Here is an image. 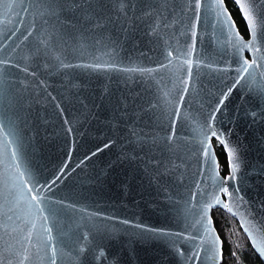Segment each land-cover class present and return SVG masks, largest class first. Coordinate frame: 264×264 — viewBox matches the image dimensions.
I'll list each match as a JSON object with an SVG mask.
<instances>
[{"label": "snow or ice", "instance_id": "1", "mask_svg": "<svg viewBox=\"0 0 264 264\" xmlns=\"http://www.w3.org/2000/svg\"><path fill=\"white\" fill-rule=\"evenodd\" d=\"M233 4L247 23L248 39L238 31L226 0H30L26 6L23 0L19 3L0 0V20H6L15 9L25 13L24 17L17 14L18 20L26 19L29 13L32 17L29 27L23 30V44L9 43L17 35L15 32L0 43V95L9 98L16 109L22 108L20 101L23 92L30 87L29 77L37 78L38 71L34 69L40 66L35 61L41 56L54 60L64 69L123 73L126 86L128 79L135 83V77L139 75L145 90L152 93L147 108L130 111L128 97L122 96L117 99L113 111L118 112L120 118L132 115L139 118V113H152L150 123L159 131L151 136L137 131L131 135L136 136L143 153L145 171L152 170L150 179L164 191L165 199L172 206L170 211L178 222H183L184 228L173 232L142 224L136 227L142 230L141 235L149 232L165 239L186 240L192 245L189 261L195 258L199 262L203 258L207 264H221L224 258L223 241L210 215V210L220 205L234 215L239 212L241 225H247L245 232L259 255L264 257V224L257 225L247 218L255 214L239 186V146L230 141V132L226 134L217 127L218 113L235 89L251 93L264 105V0H233ZM189 14L195 17L191 24L193 42L181 44L178 39L181 34L176 33L174 43L173 36L166 33L184 26ZM202 17L210 20L213 43L221 56L227 57V60L220 59L207 65L223 76L220 82L222 95H218L214 108L211 100L200 103L202 109L207 105L206 114L204 111L185 113L189 122L188 134L178 136L181 114L184 113L182 104L193 87V71L205 64L204 59L196 58L195 47L196 28ZM145 20L149 21L146 35L160 41L159 59L153 61L151 67H141L139 63L128 67L120 56L118 32H127L128 28ZM114 31L116 36H113ZM245 52L251 54V59ZM169 82L172 88H169ZM44 83L40 80L37 89ZM86 86V81L74 85L78 91ZM173 89L178 93L180 103H176ZM139 95L137 93L136 97ZM131 103H135V98ZM56 108L64 112L60 103ZM261 113H264V107L259 113L253 112V118ZM64 123L69 124V121L65 119ZM19 124L18 114L0 116V264H86L88 254H95L100 248L95 244V238L103 239L111 234L109 222L115 217L101 211L89 212L87 207L71 203L67 197L57 198L53 189L59 191L57 181L67 175L66 168L60 167L52 179L43 175L44 169L34 162L33 154L29 152L26 130L22 131ZM67 133H73L70 126ZM213 139L226 155V175H221ZM112 143L109 140L103 147ZM101 150L96 148L95 152H89L84 160ZM71 153L69 149V155ZM184 156L197 159L202 178L194 189L173 192L174 173L181 167L174 161H183ZM221 194L228 199L222 200ZM261 207L264 208V202ZM103 252L100 248L95 258H103ZM176 252L180 256L185 254L179 247ZM230 255L236 257L237 253L233 250Z\"/></svg>", "mask_w": 264, "mask_h": 264}, {"label": "water", "instance_id": "2", "mask_svg": "<svg viewBox=\"0 0 264 264\" xmlns=\"http://www.w3.org/2000/svg\"><path fill=\"white\" fill-rule=\"evenodd\" d=\"M14 2L19 3L20 0ZM29 2L30 0H23L25 6ZM17 14L25 16L23 11L15 9L6 20H0V43L13 32L17 35L9 43H24L23 30L29 27L32 17L29 13L21 21L17 19ZM240 17L247 29L246 21L241 14ZM194 20L195 17L189 14L184 26H177L175 32L170 30L166 35L173 36L175 43L176 33H180L179 42L191 44V24ZM148 23V20L137 22L127 32H118L120 56L128 67L137 63L141 67H151L153 61L159 59L160 41L146 35ZM14 24L18 26L13 27ZM236 27L248 39V29L244 36L237 23ZM212 31L210 20L202 17L196 28L195 47L196 58L204 59L205 64L193 71V87L182 104L184 113L181 114L178 136L188 134L189 122L185 119V113L204 111L206 114L207 105L202 109L200 103L211 100L214 108L218 95H222L220 82L223 76L207 65L216 60H227V57H222L213 43ZM116 35L117 32L114 31L113 36ZM153 49L154 51H150ZM245 56L251 59L250 53L245 52ZM69 62L76 61H65ZM35 63L40 66L34 69L38 71V75L36 79L29 77L27 81L30 87L23 92V99L20 101L22 108L16 109L9 98L0 95V116L13 113L19 115V126L22 131L26 130L25 140L29 143V152L33 154L34 162L44 169L43 175L48 179L55 177L60 167L66 168L67 175L61 176L57 181L59 191L53 189L57 198L67 197L69 202L87 207L89 212L101 211L107 216L115 217L109 222L111 234L103 239L95 238V244L104 250L103 258H95L100 252V248H97L95 254H88L86 264H207L203 258L199 262L195 258L189 261L192 245L186 240L165 239L149 232L141 235L142 230L136 227L142 224L147 228H166L173 232L182 231L184 228L183 222H178L170 211L172 206L165 199L164 191L150 179L149 172L152 170L145 171L143 153L136 136L131 135L133 131H137L151 136L159 131L150 123L152 113H139V118L136 115L120 118L119 113L113 111L117 99L122 96L128 97L130 111L147 108L152 101V93L145 90L146 86L140 81L139 75H136L135 83L128 79L126 86L125 75L120 72L104 74L83 68L64 69L55 64L54 60L45 59L43 56ZM40 80L45 83L37 89ZM85 81V88L78 91L74 87L75 84ZM169 88H172L171 82ZM180 92H183L182 88ZM137 93H140L138 98ZM173 96L176 103H180L175 89ZM134 98L135 103L132 104ZM57 103L64 108L63 113L56 108ZM261 107L264 105L259 103L258 97L243 93L238 88L225 101L217 116V127L226 134L230 132V141L239 146V186L255 214L254 217L247 218L253 219L257 225L264 224V208L261 207V202H264V113L255 118L252 113H259ZM65 119L69 124L64 123ZM69 126L73 133H67ZM109 140L113 143L104 148L103 145L108 144ZM214 142L216 141L213 139V145ZM96 148L102 150L85 161L84 157L89 152H95ZM69 149L72 150L71 155ZM174 163L181 164V167L174 173L173 179L176 183L172 184V191L183 193L184 190L194 189L196 182L202 178L197 159L184 156L183 161L176 160ZM220 172L221 175H226L228 169L225 173L220 169ZM221 199L228 197L221 194ZM244 207L247 208L248 205ZM214 209L223 210L238 222L252 250L264 264V257L256 251L244 230L247 225H241L239 212L234 215L222 205L214 206L210 210L211 217ZM124 220L130 223L124 224ZM176 247L185 254L178 255Z\"/></svg>", "mask_w": 264, "mask_h": 264}, {"label": "trees", "instance_id": "3", "mask_svg": "<svg viewBox=\"0 0 264 264\" xmlns=\"http://www.w3.org/2000/svg\"><path fill=\"white\" fill-rule=\"evenodd\" d=\"M226 4L241 33L246 36L247 29L240 17L238 8L233 5L231 0H226ZM216 153L219 158L220 169L223 173L227 172L225 154L220 146L217 147ZM212 218L217 233L223 241L224 258L222 264H263L258 255L252 250L250 243H248L246 236L241 232L239 224L234 218L220 209L212 210ZM233 250L237 253L236 257L230 255Z\"/></svg>", "mask_w": 264, "mask_h": 264}, {"label": "rangeland", "instance_id": "4", "mask_svg": "<svg viewBox=\"0 0 264 264\" xmlns=\"http://www.w3.org/2000/svg\"><path fill=\"white\" fill-rule=\"evenodd\" d=\"M214 147L217 149L218 145L216 142H214Z\"/></svg>", "mask_w": 264, "mask_h": 264}]
</instances>
